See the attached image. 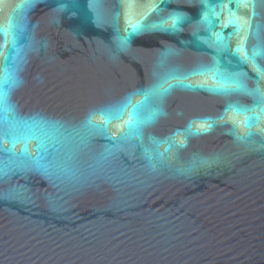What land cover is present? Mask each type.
<instances>
[{
  "label": "water",
  "instance_id": "95a60500",
  "mask_svg": "<svg viewBox=\"0 0 264 264\" xmlns=\"http://www.w3.org/2000/svg\"><path fill=\"white\" fill-rule=\"evenodd\" d=\"M251 11L0 0L12 26L0 33V264H264V0L246 42L255 62L234 54ZM213 72L242 90H211ZM151 88L162 94L139 125L125 126L131 105L101 115Z\"/></svg>",
  "mask_w": 264,
  "mask_h": 264
},
{
  "label": "snow or ice",
  "instance_id": "6c2138e0",
  "mask_svg": "<svg viewBox=\"0 0 264 264\" xmlns=\"http://www.w3.org/2000/svg\"><path fill=\"white\" fill-rule=\"evenodd\" d=\"M161 2H163V0H161ZM24 5H18V7H23ZM152 7H156V5H152ZM245 7H250L252 9L251 14L245 18L243 24H237L236 27V33L238 38H240L241 42L237 45V47L234 50V54L235 53H239V52H244V56L242 58V62L243 61H247V60H252L253 62H255V56L249 57L247 55V49H246V42H247V38L248 35L250 34L251 31V19L253 17L256 16V12H255V0H245ZM180 19L179 16H174L171 19V25L170 27H175L178 20ZM230 23H237L236 21H230ZM11 23L9 24V28L6 29L3 26H0V33H4L5 35H7V32L11 29ZM132 29L133 31H137V25H132ZM257 37H259V26H257V32H256ZM12 44L15 43V33L13 32V40L11 42ZM257 55L259 54V52L256 53ZM10 59L9 53L8 51H5L3 53H0V65H4L6 64V62ZM219 76L218 72H213L212 73V79L216 81L215 86L211 89L213 91H216L218 93L221 94H227V93H231L234 91H240L242 90V86L240 84V81L238 79H233L231 77H225L223 79H217V77ZM15 80H14V84H15ZM18 86V85H17ZM162 92H167V89H163L161 86ZM161 89H156V88H151L148 90H140V92H138V95L142 96V100L138 101L136 104H131V100L130 98H125V100L123 101H118L116 103V105H109L106 106L104 109H101V115H105L106 113L111 115L113 113V110L115 109L116 112L122 113L124 110H127L129 105H131V111H130V115H129V119L127 121H125V126L131 128L133 126V124H137L139 125L141 123V121H139L137 119L138 117V109L143 106L144 104H146L148 101H150L154 96L158 95V94H162ZM256 93H258L261 98L262 101H264V92H260V89L257 88L256 89ZM9 96L10 93L7 89H3L0 88V112H6L7 111V107L6 105L9 102ZM234 111H238V109H233ZM157 117V113L156 112H152L150 115V119L155 120ZM115 118H119V116H116ZM248 119L246 118L244 123L247 124L248 123ZM257 119H259V117H257ZM101 123H103V121H101ZM89 126L91 127H97L98 125L96 123H94L93 120H89L88 121ZM212 125L209 124L207 121H205L202 125V127L200 129H197V131H201V130H206V128L211 127ZM8 134L5 133L4 136H7ZM180 144H183V141H180Z\"/></svg>",
  "mask_w": 264,
  "mask_h": 264
}]
</instances>
